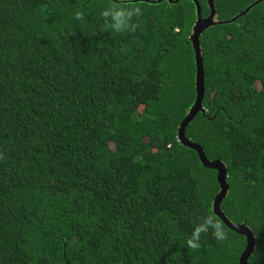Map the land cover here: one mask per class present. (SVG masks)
<instances>
[{
  "label": "trees",
  "instance_id": "16d2710c",
  "mask_svg": "<svg viewBox=\"0 0 264 264\" xmlns=\"http://www.w3.org/2000/svg\"><path fill=\"white\" fill-rule=\"evenodd\" d=\"M254 1L215 0L217 19ZM112 4L139 7L132 30L106 26ZM196 20L193 0H0V264H239L247 238L214 213L217 171L178 138ZM200 45L205 112L186 136L225 163L221 208L264 264V0ZM208 215L226 238L187 248Z\"/></svg>",
  "mask_w": 264,
  "mask_h": 264
},
{
  "label": "water",
  "instance_id": "95a60500",
  "mask_svg": "<svg viewBox=\"0 0 264 264\" xmlns=\"http://www.w3.org/2000/svg\"><path fill=\"white\" fill-rule=\"evenodd\" d=\"M136 2L139 0H126ZM146 1L150 3H160L164 0H140ZM170 3H178L180 0H168ZM196 5L197 10V20L193 27V34L190 36V41L193 44V48L195 50V60H196V98L193 105L190 107L189 112L186 114L185 118L181 122L178 129V138L179 141L196 150L200 157L202 164L205 167L215 169L217 171V179L220 185V191L217 193L213 203L214 213L222 219L226 226L235 232L244 235L247 238V245L239 258V264H249V258L255 250V246L257 243L254 232L251 230L249 226L245 223H235L232 222L224 213L221 208V203L224 198L228 194L229 183L227 180L228 171L225 163L221 159L210 160L203 147L192 141L186 136V128L188 124L194 119V117L199 112H205V108L203 106V100L205 95V80H204V59L202 55L201 45H200V36L204 30L216 24H224L236 21L240 16L248 13L254 6L261 3L263 0H255L251 3L246 9L235 15L234 17L226 20H218L217 19V8L215 0H207L208 6L210 7V12L207 16L202 15V7L199 0H193ZM121 2V1H119Z\"/></svg>",
  "mask_w": 264,
  "mask_h": 264
},
{
  "label": "clouds",
  "instance_id": "9594fccd",
  "mask_svg": "<svg viewBox=\"0 0 264 264\" xmlns=\"http://www.w3.org/2000/svg\"><path fill=\"white\" fill-rule=\"evenodd\" d=\"M140 9L137 6H124L112 4L104 8L101 16L105 20L106 26L115 33H122L132 30L134 23H130L134 16H139ZM76 18L80 19L81 14L77 13ZM210 234L217 240L223 241L226 238L223 226L211 215L203 217L192 228L190 235L185 237L184 243L187 248L199 249L201 247V234Z\"/></svg>",
  "mask_w": 264,
  "mask_h": 264
}]
</instances>
